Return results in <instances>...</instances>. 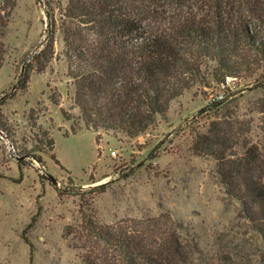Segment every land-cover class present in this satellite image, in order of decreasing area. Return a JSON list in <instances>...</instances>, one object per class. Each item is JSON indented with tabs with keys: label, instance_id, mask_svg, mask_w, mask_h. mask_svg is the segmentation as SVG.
Instances as JSON below:
<instances>
[{
	"label": "rangeland",
	"instance_id": "rangeland-1",
	"mask_svg": "<svg viewBox=\"0 0 264 264\" xmlns=\"http://www.w3.org/2000/svg\"><path fill=\"white\" fill-rule=\"evenodd\" d=\"M84 1L100 13L133 16L148 33L170 27L183 12L142 0ZM206 2L191 0L196 10ZM69 5L0 0V264H126L87 223L117 228L133 221L160 223L196 251L194 264H264L263 237L226 194L217 161L193 151L195 137L226 112L252 121L256 140L262 136L264 78L242 77L223 90L203 66L210 86L186 90L142 135L102 132L98 144L94 131L72 133L82 122L70 69L82 68L81 56L111 52L114 42L67 17ZM223 91V106L213 107ZM44 130L54 150L39 144ZM28 151L44 163L20 158Z\"/></svg>",
	"mask_w": 264,
	"mask_h": 264
},
{
	"label": "trees",
	"instance_id": "trees-1",
	"mask_svg": "<svg viewBox=\"0 0 264 264\" xmlns=\"http://www.w3.org/2000/svg\"><path fill=\"white\" fill-rule=\"evenodd\" d=\"M142 1L173 4L183 12L170 27L148 33L131 15L100 13V8L84 0H70L67 17L114 42L111 52L92 60L81 56L82 68L70 69L77 85V118L82 122L80 127L73 126V134L94 131L98 144L102 132L131 138L142 135L159 115L167 116L172 101L186 90L197 83L210 86L203 66L212 69L211 77L218 85L227 77L259 74L264 78V0H208L199 11L191 0ZM52 3L48 2L49 7ZM222 101L215 100L212 106H223ZM257 110L259 139L252 121L226 112L212 120L207 133L195 137L193 151L217 161V174L226 194L240 202L241 215L264 240V97ZM38 142H47L50 150L55 149V141L46 130ZM35 153L28 151L20 158L30 155L44 163ZM52 157L66 169L56 154ZM87 226L97 239L119 251L126 264H194L197 259L194 249L183 246L155 221H133L117 228ZM26 234L33 253L34 244Z\"/></svg>",
	"mask_w": 264,
	"mask_h": 264
},
{
	"label": "built area",
	"instance_id": "built-area-1",
	"mask_svg": "<svg viewBox=\"0 0 264 264\" xmlns=\"http://www.w3.org/2000/svg\"><path fill=\"white\" fill-rule=\"evenodd\" d=\"M238 81H239V79L236 77H227L226 82L221 84L220 86L223 90H226L228 87L231 86V84L236 83ZM224 95H225V93L223 91L219 96H216V98H214V99L215 100H222L224 98Z\"/></svg>",
	"mask_w": 264,
	"mask_h": 264
},
{
	"label": "water",
	"instance_id": "water-1",
	"mask_svg": "<svg viewBox=\"0 0 264 264\" xmlns=\"http://www.w3.org/2000/svg\"><path fill=\"white\" fill-rule=\"evenodd\" d=\"M51 180H52L55 184L58 183L57 178H55L54 176H51Z\"/></svg>",
	"mask_w": 264,
	"mask_h": 264
}]
</instances>
